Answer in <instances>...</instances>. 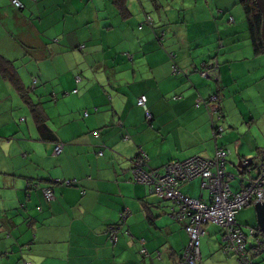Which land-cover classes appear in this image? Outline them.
Listing matches in <instances>:
<instances>
[{
    "label": "crops",
    "instance_id": "obj_1",
    "mask_svg": "<svg viewBox=\"0 0 264 264\" xmlns=\"http://www.w3.org/2000/svg\"><path fill=\"white\" fill-rule=\"evenodd\" d=\"M18 1L21 9L0 0V55L43 108L55 141L39 136L27 104L0 73V264H179L188 238L172 218L174 204L130 182V169L139 148L160 169L224 147L226 160L236 155L232 164L252 163L251 175H240L243 186L264 163L257 155L264 149L263 54L225 28L236 24L237 0H193L186 9L170 0ZM202 20L212 25L201 36ZM213 63L215 74H200ZM253 86L261 105L249 103ZM141 96L145 108L137 105ZM212 123L224 128L216 139ZM201 182L178 189L208 204ZM123 215L114 241L109 230ZM256 257L252 264H264Z\"/></svg>",
    "mask_w": 264,
    "mask_h": 264
},
{
    "label": "built area",
    "instance_id": "obj_2",
    "mask_svg": "<svg viewBox=\"0 0 264 264\" xmlns=\"http://www.w3.org/2000/svg\"><path fill=\"white\" fill-rule=\"evenodd\" d=\"M10 2L15 9H21L22 5L18 0H10ZM146 19L150 23V18ZM232 21L233 19L230 18V22ZM215 65L216 63L203 66L206 71L201 75L207 76V66L216 67ZM76 81H79V78H76ZM145 102L146 98L141 96L137 100V105L145 108ZM212 129L215 139L223 131L220 126L214 128L213 125ZM54 150L55 154H59L62 145H56ZM228 153L224 147H220L215 150L211 158L193 156L183 161L168 162L160 170L149 169L147 171L142 169L145 159L140 152L139 158L134 163L133 182L148 186L151 195L158 199L172 202L175 206L172 218L183 223L188 243L180 264H196L199 260V239L205 233L204 226L210 223L222 231L223 253L226 256H235L239 264H252L251 257L257 255L261 249L260 231L249 227L248 235H245L241 227L237 225L235 218L240 210L250 205L264 203V163L257 166L256 175L248 179L239 191L232 192L227 178L233 179L234 176L225 172ZM249 163L250 161L243 162L244 170H251ZM194 178H201L202 189L207 190L210 195L208 204L188 198L179 192L180 184ZM72 184L71 181L64 182L66 186ZM43 195L47 200L54 199L50 189H45ZM110 237L116 240L113 231ZM249 239L253 241V244L247 247ZM141 253H145L144 249Z\"/></svg>",
    "mask_w": 264,
    "mask_h": 264
},
{
    "label": "rangeland",
    "instance_id": "obj_3",
    "mask_svg": "<svg viewBox=\"0 0 264 264\" xmlns=\"http://www.w3.org/2000/svg\"><path fill=\"white\" fill-rule=\"evenodd\" d=\"M170 2L173 3V5H175V7L179 6V4H183V2H184V9H186V8H188V6H190L193 3V0H170ZM239 2H240V0H237V8H238V11L240 12L239 15H237L235 13H231L230 14L234 18V20H236V24L235 25H229V24H226L225 23L226 21H225L224 22L225 23V28L226 29H228V28H234L235 31H237L238 33L241 34L240 37H243V35H246V38H247L248 37V33H247V30H246V24H245V21H244V15H243V12H241L242 10H241V7L239 5ZM213 12H216V10L214 9ZM228 16H229V14H228ZM187 19L188 20L189 19H194L193 14L192 13L189 14L187 16ZM181 23H182V20H181ZM210 25H212V24L209 23V24H206L204 26V20H202V23H201V36L203 34H205V33H209V31L211 29ZM221 27H222V24L221 25H216V24L214 25L215 31L216 30H220ZM225 32H227V31H225ZM203 40L204 39H201V41H203ZM247 45L249 46V43H247ZM217 46L218 45H216V48H217ZM227 46H228V42L224 41L223 47L222 48H219L218 51H221V52L224 51V49ZM245 50H247V47H246ZM222 57L223 56H221L220 58H222ZM262 59H263V63H264V54L262 56ZM5 60H7V59H5ZM256 60H258V57L256 58ZM255 61H253V62H255ZM256 90L257 89L255 88V86H253L252 87V90L250 91V94H249V99H251L249 101V103H255V104L261 105L260 102H258V100H259L258 97H255V94L257 93ZM23 108H25V109H23L24 112L29 115V111L27 110V108L26 107H23ZM259 111H262V110L259 109ZM239 122H240V120H239ZM258 128H259V126H255V125L252 128L253 133H255V136H257V133H258L257 130H258ZM227 129H229V128H227ZM237 141L239 143V140H237ZM259 142L260 143L261 142L264 143V137H262ZM252 157H254V156H251L250 158H252ZM232 159H233L232 161H235V159H237L236 158V155L234 154V152H233ZM259 159L264 161V153H263V156H260L259 157ZM232 161L231 160H226L225 172L227 174L236 176L233 179L227 178V182H228L229 186L231 187V189L233 191H237V190H239L242 187V184H241L240 175L238 174V170L236 168L237 161L234 164H232L233 163ZM255 162L256 161H254V163ZM251 169H252V167H251ZM245 171L246 170H244V172ZM249 173L246 172L243 175L244 176L243 178L244 179H247L251 175V172H249ZM203 193L205 194L206 191L204 190ZM163 203L167 206L166 209H169L170 210V207H168V206H171L170 205L171 202L170 203L169 202H163ZM241 214H242L240 216L241 217V222H240L241 224H239V225L242 226L241 229H242L243 233L245 235H247L248 234V227H256V225H257L256 213H255L254 206H250V207H247V208L242 209ZM122 217H124V215ZM124 219H125V217H124ZM163 219L166 220V218H163ZM236 219H237V216H236ZM246 225H248V226H246ZM216 229L217 228H215V226L213 224H211V223L208 224V225H206V231L208 230V232H207L208 234L206 233V235L205 234L202 235L200 237V239H199V242H200V244H199V251H202V262H201V264H239V262H238V260H237V258L235 256L227 257L226 255H224V253L222 251V247H220V241H221L222 238H221L220 233L216 232ZM252 243H253L252 240L249 239L248 242H247V247H249L250 245H252ZM215 247H216V249H214ZM205 249L209 251L207 254H205ZM256 256H257L255 258L256 263H261V260L264 258V248H263L262 252L260 254L256 255Z\"/></svg>",
    "mask_w": 264,
    "mask_h": 264
},
{
    "label": "trees",
    "instance_id": "obj_4",
    "mask_svg": "<svg viewBox=\"0 0 264 264\" xmlns=\"http://www.w3.org/2000/svg\"><path fill=\"white\" fill-rule=\"evenodd\" d=\"M239 5L241 7V10L243 12V15H244V21H245V24H246V30H247V33H248V37L247 39L249 40L250 42V45L252 47V51H253V54L255 56H258V55H261V54H264V46H263V43H262V39H261V36H260V28H261V22H262V17H261V13L258 9V6L255 2V0H240L239 2ZM216 69V67H214ZM206 71L205 68L202 69L201 73ZM0 73L3 75V77L9 79L14 88L16 89L17 93L20 95V97L22 98V100L27 104L28 108H29V112H30V115L33 119V122L36 126V129L38 131V134L39 136L44 139V140H47V141H55V136L53 134V132L47 127V125L45 124V119H46V116L43 112V108L41 107L40 104H35V103H32L29 101V98H28V94H27V90H25V88L21 85V82H20V79L19 77L17 76L15 70H13V67L11 65V62L5 60L1 55H0ZM200 73V74H201ZM76 78H79V77H76ZM80 79V78H79ZM77 90H73L72 92L73 93H76ZM143 108V107H142ZM209 109V107H208ZM218 111H221V110H218ZM147 114V113H146ZM148 115V114H147ZM217 127L219 125H214V127ZM215 127V128H216ZM222 129L224 130V128L222 127ZM58 145V144H57ZM61 145V144H60ZM142 152L143 154V157L145 159L144 163L145 165L143 166V170H149L151 169L149 166H148V163H149V158L147 156V154L144 152V150H142L141 148H139L137 150V154L136 156L133 158L132 160V166H131V169H130V173H131V178H130V182H133V175H132V171L134 170V163L136 162V160L139 158V153ZM99 153H102V152H99ZM98 153V154H99ZM263 153H264V149H259L257 150V155L258 156H263ZM188 159V158H187ZM186 160V159H185ZM183 161V160H182ZM166 165V164H165ZM164 165V166H165ZM226 165V164H225ZM163 166V167H164ZM163 167H161L160 169H162ZM252 167V166H251ZM160 169H153V170H160ZM236 176H234L233 178H235ZM196 179V178H194ZM192 179V180H194ZM201 179V178H200ZM191 180V181H192ZM66 182V181H64ZM187 182H190V181H187ZM185 182V183H187ZM135 183V182H134ZM30 184V183H29ZM64 184V183H63ZM202 184V182H201ZM73 185V184H72ZM146 186V185H145ZM148 187V186H147ZM149 188V187H148ZM202 188V186H201ZM231 188V187H230ZM47 189H50V188H47ZM45 190V189H44ZM43 190V191H44ZM51 190V189H50ZM204 190V189H203ZM232 192H237V191H233L231 189ZM180 192V191H179ZM182 194V193H181ZM155 197V196H153ZM157 198V197H155ZM189 198V197H188ZM46 199V198H45ZM158 199V198H157ZM160 200V199H159ZM48 201H51V200H48ZM241 211V210H240ZM239 213V212H238ZM237 216V215H236ZM236 220V218H235ZM124 223V219H122L121 217V220L116 224V225H113L109 232L112 234V231L116 234V231L119 230L122 225ZM183 224V223H182ZM215 226V225H214ZM239 226V225H238ZM217 227V226H216ZM218 228V227H217ZM249 228V227H248ZM250 228H257V227H250ZM112 229V231H111ZM183 229H184V226H183ZM185 231V230H184ZM220 232L222 233V231L220 230ZM111 234L109 236H111ZM205 234V233H204ZM248 235V234H247ZM222 237H223V234H222ZM188 238V236H187ZM261 242L263 243L261 245V249L260 251L258 252V254H260L264 248V236H261ZM253 242V241H252ZM200 243V242H199ZM253 244V243H252ZM247 245V244H246ZM251 246V245H250ZM221 247H222V244H221ZM185 250V249H184ZM184 252V251H183ZM257 254V255H258ZM183 255V254H182ZM182 258L180 259V261L178 262L180 264ZM198 262V261H197ZM196 262V264H197Z\"/></svg>",
    "mask_w": 264,
    "mask_h": 264
},
{
    "label": "water",
    "instance_id": "obj_5",
    "mask_svg": "<svg viewBox=\"0 0 264 264\" xmlns=\"http://www.w3.org/2000/svg\"><path fill=\"white\" fill-rule=\"evenodd\" d=\"M258 9L261 13L262 22H261V28H260V36L262 39V43L264 46V0H255ZM252 163H249V166H251ZM239 169V175H244V167H242L240 164L237 166ZM249 170H247L248 172ZM255 212H256V219H257V228L259 229L262 236H264V203L263 204H255L254 205ZM263 243L261 242V245Z\"/></svg>",
    "mask_w": 264,
    "mask_h": 264
},
{
    "label": "flooded vegetation",
    "instance_id": "obj_6",
    "mask_svg": "<svg viewBox=\"0 0 264 264\" xmlns=\"http://www.w3.org/2000/svg\"><path fill=\"white\" fill-rule=\"evenodd\" d=\"M207 69H208V74H207V76L208 77H211L212 76V74L214 73L215 74V68L214 67H208L207 66ZM214 124L212 123V126H213ZM220 127H222L221 125H219ZM215 128V127H214ZM224 132V130L220 133V136L222 135V133ZM219 136V137H220Z\"/></svg>",
    "mask_w": 264,
    "mask_h": 264
}]
</instances>
